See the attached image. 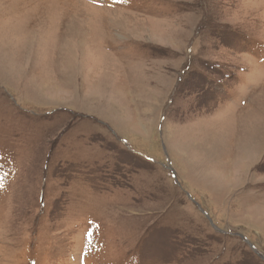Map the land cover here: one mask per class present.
I'll use <instances>...</instances> for the list:
<instances>
[{"label": "rangeland", "instance_id": "obj_1", "mask_svg": "<svg viewBox=\"0 0 264 264\" xmlns=\"http://www.w3.org/2000/svg\"><path fill=\"white\" fill-rule=\"evenodd\" d=\"M0 264H264V0H0Z\"/></svg>", "mask_w": 264, "mask_h": 264}]
</instances>
